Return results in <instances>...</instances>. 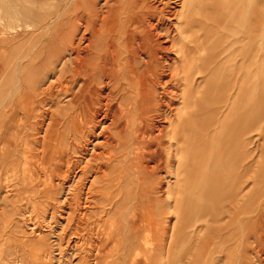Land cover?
Wrapping results in <instances>:
<instances>
[{"label": "bare ground", "instance_id": "obj_1", "mask_svg": "<svg viewBox=\"0 0 264 264\" xmlns=\"http://www.w3.org/2000/svg\"><path fill=\"white\" fill-rule=\"evenodd\" d=\"M102 1L76 0L77 9L87 10L83 32L72 15L64 36L48 23L47 33L33 40V50L22 52L23 61H33L25 72L31 67L38 78L36 88H29L31 110L50 118L48 148L59 154L52 167L67 169L69 175L74 150L79 170L75 189L68 188L73 174L58 182L43 179L36 156L23 159L26 149L14 147L13 154H4L11 141L17 142L9 137L12 130L0 133V264H62L53 256L50 221L41 223L58 214L59 222L78 232L77 241L66 243L64 237L55 243L59 256L69 254L68 264H103L106 256L110 264L116 259L127 264L129 249L138 244L141 264H163L167 245V256L189 258L188 264H264V165L258 147L251 149V140L242 143L244 93L257 83L261 39L255 31L264 0H212L224 7L218 23L225 32L218 43L212 41L211 18L198 13L201 3L210 0H123L120 12L110 4L113 0ZM235 21L239 26L234 29ZM247 22L253 35L246 51L242 30ZM248 56L249 80L244 72ZM4 62L1 107L23 91L24 63ZM40 76L53 82L45 87ZM254 113L253 107L248 118L259 121ZM35 124L38 130L44 127ZM202 126L205 137L192 138L191 127ZM218 131L223 132L220 144L212 140ZM211 141L214 152H197ZM227 201L233 206L224 205ZM90 210L97 221L91 230L112 247L85 257L81 233Z\"/></svg>", "mask_w": 264, "mask_h": 264}, {"label": "rangeland", "instance_id": "obj_2", "mask_svg": "<svg viewBox=\"0 0 264 264\" xmlns=\"http://www.w3.org/2000/svg\"><path fill=\"white\" fill-rule=\"evenodd\" d=\"M67 1L71 2V0H0V48L3 49V53L0 51V65L2 62L7 61V60H11V63L13 62V66L16 64L18 65V64L24 63L21 67V73H20V78H19L21 80V81L19 80V82L22 83L21 88L23 87V89H22L23 91L18 90L20 92L17 93V95H16L17 99L15 100V102L5 104V107L4 106L1 107V104H0V118H2V121L0 119V133L1 132L2 133L3 132L4 133L9 132L10 133L12 130L9 137L10 138L14 137V139L17 142V143H14L13 141L9 140V141H11L10 142L11 146L6 150L7 152L6 151L4 152V154H13L14 150L12 148H14V147L26 149L25 151L28 153V155H25L24 151L21 153V155L23 156V159L25 158V162L29 161L31 159V156L33 157V155H35L36 158L38 159V164L41 162L39 164V167L37 168V170H39L38 171L39 176H44L46 178H43V179H47L49 181L51 179L53 181H57L56 178L62 179V178H64V176L67 177V176L73 174V175L69 176L70 181H69V185H68L69 187L68 188L72 187L75 189V188H77V184H76L77 176H75V175H78V171L76 173V170H79L77 167V164H78L77 160H79V155H78L77 151H74V150H71L69 152V158L72 157L69 159L71 167H72L70 170L72 172H69V175L65 174L67 169L66 170L64 169L61 172L59 167H52L54 164L58 163L59 154L58 153L52 154L48 148V146H49L48 142H50V141H49V137H47V135L45 133L48 129L47 127L50 123V118L47 115H42V117L38 116L39 115L38 112H37L38 113V115H37V113L34 110H31V109H33L32 99L30 98V96H32V95H31V90L29 88H32V89L36 88V82L38 81V78L35 77L34 74L31 75V73L33 72L31 67L27 72H25L26 67L28 66L27 63H33V61L32 60L31 61H29V60L23 61L24 58H22V52L27 53V54L30 53L33 50V47H35L34 45H32L33 40L37 36H40L44 33H47L46 30L50 28L49 27L50 24L51 25L54 24V26L57 25L58 34L60 36H64L68 32V21H69V19L71 18L72 15H74V16L76 15V17L78 16V19H79V23L77 25L78 26L82 25L81 31L83 32V26H85L83 20L86 19L83 16H85V11H87L86 8L81 7L80 9H77L75 7L76 0H74V1L72 0V5H70V3L68 5ZM85 1H88V2L92 1L91 3H93V1L104 3L102 0H85ZM113 1H114V3H113ZM113 1L110 4L113 5L115 7V9L120 12L124 7L123 0H113ZM249 5H250V3L246 2L245 6H247V11L249 9ZM68 6H72V7L68 8ZM61 7H62V9H60ZM64 9H67V10L64 11ZM223 10H224V7L221 5V3L216 4L212 0L203 1L200 5V8L198 9V11H199L198 13L201 16H208L211 18L210 23L212 25V36H213L212 41H214L216 43L220 42L221 36L225 32L223 25L218 23V20L221 18V16L219 17V12H221ZM260 10L262 11V14L260 15L259 19L256 21L258 23L256 24V31H255V35L259 36V38L261 39L260 43L257 45L259 47L260 52L258 54V57H256L257 66H255V67H257L258 70L253 69V71L255 70V74L257 75L256 76L257 83H256L255 90L254 89L249 90V88L245 89L244 109H246V111H245V125H244V129H243V135L244 136L242 138V143H246L245 140H247V141L251 140V142L254 144L250 145V148L252 149L255 145V147H258L259 151L261 150V153L259 151L257 153L261 154L262 160H263V165H264V11L261 8V5H260ZM41 12H44V13H41ZM16 15H18V16H16ZM7 17L10 19H8ZM76 17H74V20L77 23L78 19ZM61 19H65V20H61ZM11 20H13V21H11ZM53 21H55V22L52 23ZM48 23H50V24H48ZM12 26H15V27L10 29V27H12ZM232 26L235 29L236 27L239 26V23L237 21H235V23L234 22L232 23ZM242 34H243V36H247V37H245V49L247 51L250 49V44H251L249 36L253 35L252 29H251V23H249V22H247V24L244 23V29L242 30ZM7 49H10L12 51L10 52ZM244 69H245L244 70L245 77L247 80H249V73H250V78H251V75L253 73L252 68H250V57L249 56L247 57V59L245 61V68ZM27 75H28V77H27ZM41 77H43V76H40V78ZM43 79H44V77H43ZM44 81H46V79H44ZM52 82H53L52 78H49L46 81L45 87L47 85L49 86ZM2 83H3V73L1 74V72H0V85H2ZM59 91H61V90L59 89ZM24 93L26 95H24ZM19 98H20V101H19ZM26 98L28 100H26ZM65 98L67 99V97H65ZM24 105H26V106H24ZM253 107L255 108L254 115H256L258 117L260 116L259 121L258 120L254 121L252 118H248V111L249 110L253 111ZM47 109H48V107H46V109H44V113L47 111ZM30 110L33 112H31ZM6 112H7V114H6ZM22 115L23 116L25 115L26 118L24 117V119H23ZM11 116H13V117H11ZM21 116H22V119H19V118H21ZM34 117H37V118L35 119ZM39 117H40V119H39ZM14 120H16V121H14ZM37 122H40V124L42 123V126H44L41 129L43 132L41 130H38L39 128L35 126L36 125L35 123H37ZM201 122H202V120L200 121V123ZM200 123L195 122L196 125H200ZM14 126H15V128H14ZM191 131L192 132H190V136L195 139V135L202 136L205 132V129H204V126H202L201 128L191 127ZM15 133H16V135H15ZM40 133L41 134L43 133V134L41 135ZM216 133H217L215 136L216 138H213L212 140L215 143L220 144L222 139H223V132L218 131ZM231 133H232V130L229 129V131H227L226 134L229 136V135H231ZM180 135L182 138L184 137L182 134H180ZM17 137L18 138L20 137L18 139L19 142L17 141ZM27 137H29V138H27ZM204 137H205V134H204ZM71 139H76V137L72 136ZM35 143H36V145H34ZM182 145L185 146V144L183 142L180 143L181 147H183ZM202 146H203V148L200 145L197 148V152H199V154H201V155L207 154L206 148L208 149L209 152H211V150H213V152H214L217 149V146L215 144H213L212 141L209 144H207L206 146H204V145H202ZM31 147L34 148V150H32L33 152H31L29 150V149H31ZM35 147L39 148V150L35 151ZM41 147H42V149H41ZM70 147H71V149H73V148L75 149L77 146L76 145H70ZM255 149H257V148H255ZM40 150L41 151L43 150V151L41 152ZM64 154L67 155L66 153H64ZM196 156H197L196 154H192L193 158ZM50 157H51V161H50ZM74 159H75V161H77V162L74 161L76 164L73 162ZM80 160H82V162H83V160H84L83 156ZM198 160H199V158H198ZM72 162L74 163L75 166L73 165ZM20 168H22L21 171H22V173H24L23 165H21ZM73 171H75V172H73ZM18 181L19 180H17L16 184H18ZM244 181H241L240 184L238 183V185L241 186V183ZM236 186H237V184H236ZM60 192H61V190L59 189L57 191V193L60 194ZM224 203H225L224 205H227L229 207L233 206V204H230L228 201L224 202ZM263 206H264V198H263ZM88 212H91V213L89 214ZM88 212H87V216H86L87 219H85L86 231L84 233L83 232L81 233L82 237L84 235V237L86 238V239L84 238L85 241L82 242L84 244V246H82L80 249V252H82V255L85 257H88L89 255H92V254H99V253H100L99 255H101L102 252H104L106 249L112 247L111 246L112 242H108V241L103 240L104 238L100 232L91 230L92 228H94L95 215H93V211H91V210ZM187 215H190V214L188 213ZM150 216H152V215H150ZM43 217L44 216H40L39 218L41 219ZM46 218H48V219H46ZM50 218H52L51 215H47V217L45 216L41 223L44 224L46 222V220L50 221V226L52 227V230H47V232H48L47 234L52 239V240L50 239V242H53V250H54L53 256L54 257L56 256L57 260L59 259L62 264H68L70 262L69 254L65 253L64 257L59 256L60 254H58L59 253L58 248H57L55 243L59 239L64 238V237H65L66 243L67 242L71 243L74 240L77 241L78 238H76V237H78V232L76 229H74V228H76V226L71 225L70 229H68L67 224L58 221V219H62V217L59 214L55 217L56 220H51ZM172 219L174 221L175 217ZM173 221H171V222H173ZM183 221H184V219L182 218V222ZM188 222H190V221L188 220ZM96 223H97V221H95V224ZM190 223L192 224V222H190ZM90 231H92V233ZM95 232H96V234H95ZM66 237L68 239H66ZM72 237H75V238L73 239ZM71 238H72V240H71ZM235 240H236V238H235ZM106 243H110L111 245L107 246ZM100 244H102V245H100ZM168 247H169L168 245L165 247V251H166L165 252V254H166L165 258L166 259L164 258V260L162 262L163 264H188L189 263V258H187L183 261H179V259L177 258V260L175 261V259L173 257H170L169 255L167 256ZM98 248H100V249L98 250ZM124 248L126 251H128L127 246ZM134 249L136 250L135 252H134ZM134 249L133 250L131 248L129 249L130 253L126 257V259H127L126 263L127 264H141L139 261V259L141 258V250H142L140 248V244H138L137 247H134ZM179 249L180 248H178V250ZM188 249H189L188 246L183 247L182 251L188 250ZM106 258H108V259L104 260L103 264H110L112 261L111 257L106 256ZM118 263L122 264L121 261H117V259H116V262L114 264H118Z\"/></svg>", "mask_w": 264, "mask_h": 264}]
</instances>
